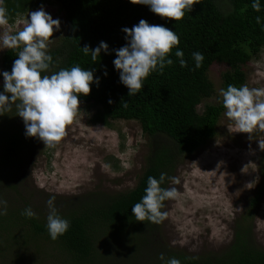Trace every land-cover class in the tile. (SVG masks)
<instances>
[{"label":"trees","instance_id":"trees-1","mask_svg":"<svg viewBox=\"0 0 264 264\" xmlns=\"http://www.w3.org/2000/svg\"><path fill=\"white\" fill-rule=\"evenodd\" d=\"M254 0H198L192 12L174 21L152 13L149 7L136 5L131 0H4L9 24L28 11L44 5H57L64 20V34L48 54L53 66L49 73L80 66L94 73L88 96L81 95L80 103L96 107L92 124L109 126V121L125 120L138 123L143 135L150 139L163 138L167 144L150 143L145 166L134 187L109 197L87 193L77 198L55 197L58 214L70 222L68 231L52 240L47 230L48 208L45 202L53 196H43L42 204L31 205L26 193L16 185L26 151L36 138L27 137L22 118L14 107L0 116V199L7 201V214L0 215V264H166L176 258L180 264H264V250L254 249L246 243L252 213L257 210L264 192L263 184L256 187L247 210L233 223V235L226 252L220 256L197 258L181 253L166 254L157 248L148 260L135 256L148 253L155 223L138 222L131 208L145 195L149 176L159 179L161 173L169 175L175 159L191 154L214 134L216 121L225 110L222 98L214 105L197 106L212 96L213 87L207 79L212 64L226 66L221 74V86L240 87L244 84L241 67L264 48V0L256 12ZM19 13V15H17ZM260 17V23L256 22ZM143 19L149 24L161 25L175 31L180 38L172 49L163 74L152 72L144 79L140 92L129 97L121 83L113 61L115 50L126 45L123 28H132ZM100 42L108 45L93 61L85 55L84 46L95 49ZM184 53L187 67H180L175 52ZM199 52L204 60L195 68L193 53ZM18 49L4 51L0 58L2 73L11 72ZM105 72L107 75H105ZM111 101V103H109ZM127 103V107L123 103ZM264 182V173H260ZM166 181L161 185L165 188ZM19 186V187H18ZM26 192V191H25ZM24 194L23 196L21 194ZM58 199V200H57ZM38 205L46 208L37 210ZM31 207L36 216L28 218L22 213ZM42 209V208H41ZM137 252V253H138ZM163 254L162 261L159 256Z\"/></svg>","mask_w":264,"mask_h":264},{"label":"rangeland","instance_id":"rangeland-1","mask_svg":"<svg viewBox=\"0 0 264 264\" xmlns=\"http://www.w3.org/2000/svg\"><path fill=\"white\" fill-rule=\"evenodd\" d=\"M43 7L53 19L60 21V29L54 30V42L49 45L51 49L64 34L65 24L57 5ZM25 18L19 17L9 24L13 34L22 27L17 21ZM6 50L0 45V58ZM258 69L264 71V48L241 67L243 85L264 87V77L257 75ZM226 70V66L220 64L209 67L207 79L212 84L213 94L197 106V112L222 98L220 77ZM3 84L0 80V93ZM80 110L82 113L67 127L65 137L55 149L45 148L36 138L33 147L26 151L15 184L27 194L31 205L42 204L43 196L67 199L87 193H96L99 197L125 193L134 187L142 173L150 143L167 144L163 138L150 139L143 135L135 121L114 120L104 127L91 122L96 107L80 103ZM225 111L218 117L210 139L191 154L175 159L167 177H178L180 183L172 184L166 179L165 188L176 187L180 195L164 202L162 211L168 216L155 223L151 250L147 254L136 251V261L147 259L149 253L152 256L156 248L168 256L181 253L197 259L206 255L220 256L228 249L234 221L247 210L256 187L264 186L260 178V173H264V152L255 142L264 133H255L254 140L249 141L247 134L230 126ZM45 208L36 207L39 211ZM245 220L248 223L245 225L250 227L246 243L264 250V192L250 221Z\"/></svg>","mask_w":264,"mask_h":264},{"label":"clouds","instance_id":"clouds-1","mask_svg":"<svg viewBox=\"0 0 264 264\" xmlns=\"http://www.w3.org/2000/svg\"><path fill=\"white\" fill-rule=\"evenodd\" d=\"M131 3L147 6L161 18L180 21L186 11H193L198 0H131ZM251 7L260 12V0H254ZM256 22L260 23V17H256ZM17 23L22 24V27L13 34L4 0H0V29H3L0 32V45L4 49H22L17 53L18 58L14 60L11 72L2 73L4 84L3 92L0 93V116L11 111L14 105L17 116L23 120L26 136L37 138L45 148L55 149L65 137L67 127L82 113L79 97L88 96L90 86L94 82L98 84L99 80L94 79L93 71L80 66L61 68L50 75H42L49 73L53 66L48 49L54 42V30L60 29L59 19H53L43 6L36 11H28L26 18ZM122 31L126 33L127 43L115 50L113 64L131 97L140 92L144 87V79L152 72L163 74L165 67L173 64L169 55L179 45L180 38L175 31L149 24L143 19L132 28L125 27ZM101 50L108 52L105 42H100L94 50L87 45L82 48L85 55L91 54L93 61L100 56ZM175 56L180 67H187L182 51L177 50ZM193 58L195 68L199 69L204 60L203 55L196 52ZM257 75L264 77V71L258 69ZM220 95L226 110L224 114L231 122V127L247 134L249 141L254 140L255 133H264V87H249L246 84L236 87L230 84L226 90H220ZM123 106L127 107V103L124 102ZM255 142L259 150L264 152V136L256 138ZM166 179H170L172 184L180 183L178 177L169 178L166 173H161L159 179L148 177L145 195L131 208L138 222L147 220L158 224L167 218L168 213L162 211L164 202L177 199L180 193L176 187H161ZM54 202V196L47 201L46 226L52 240L64 235L70 227V222L58 214ZM6 214L7 201L0 199V215ZM22 214L28 218L36 216L31 207ZM159 259L163 261L164 255L161 254ZM166 264H180V261L173 257Z\"/></svg>","mask_w":264,"mask_h":264}]
</instances>
